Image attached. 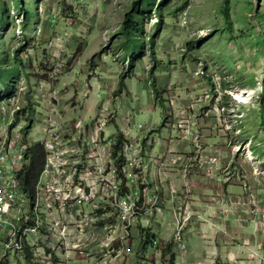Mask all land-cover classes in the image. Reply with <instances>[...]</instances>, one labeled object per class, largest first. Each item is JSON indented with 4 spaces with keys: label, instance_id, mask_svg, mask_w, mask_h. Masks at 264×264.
I'll list each match as a JSON object with an SVG mask.
<instances>
[{
    "label": "rangeland",
    "instance_id": "obj_1",
    "mask_svg": "<svg viewBox=\"0 0 264 264\" xmlns=\"http://www.w3.org/2000/svg\"><path fill=\"white\" fill-rule=\"evenodd\" d=\"M133 1L22 0L29 17L26 15L21 24L22 33L18 35L16 19L12 13L18 9L17 0H0V5H6L10 14L9 24L3 25L0 22V80L4 90H8L12 83L10 81L19 75L25 76L31 91L37 92L35 85L40 80L36 75H44V72L49 73L64 64L65 67L57 72L56 80L49 77L45 84L47 92L59 91L61 95L55 104L57 112L65 113L61 106L66 93L69 95L66 99H71L63 105L66 109L72 108L67 114L70 119L62 117V124L72 123L79 118L87 121L95 117L101 102L107 99L110 101L109 110L105 111L108 114L105 127L110 130L108 134L115 129L116 133L122 130L132 137L137 135L134 140L140 144V156L144 158L145 149L156 144L148 135L161 132V125L167 126L168 135L163 138L164 148L172 141L178 144L176 150L179 153L190 154L195 159L196 170L202 168V163L205 164L206 174L213 181L228 179L227 176H233L235 180L239 178L248 202L256 200V206L250 203L251 217L252 221L259 223L255 216L262 213V203L257 201L256 190L244 179H253L254 183V177L257 182L264 180V0H169L166 3L156 0L158 9L163 7L162 16L157 7L150 9L149 0H144V49L132 57L130 54L134 52V38L132 34L128 37L122 33V24ZM226 10H229V18L226 17ZM92 29L99 34L101 31L107 33L101 37V46L96 36H92L93 31L84 35ZM65 33L69 37L65 36L64 41L62 38V42L56 44L55 38ZM72 43L75 45L71 46ZM19 48L22 49L20 60L15 61L14 54ZM96 49L100 51L93 56ZM91 56L92 59L88 60ZM104 67L103 73L100 69ZM167 74L168 81L164 78ZM158 77H162L163 82L159 83ZM131 78L134 86L143 91L145 99L152 96L151 82L157 80L160 94L152 93L158 107L153 110L126 108L124 104L129 95L126 85ZM121 79L124 83L122 86L119 85ZM140 79L150 92L139 85ZM104 80L115 81L112 93L104 92ZM52 82L54 85L60 83L53 88ZM245 90H252V93L243 95L241 100L236 99L241 103L230 96ZM94 91L100 100L95 106L93 104L92 117L85 118L81 115L84 109H80L81 104L78 102L80 97H89ZM74 92H78L77 96H74ZM135 96H138V91H135ZM25 98L28 107L31 104L28 98L35 99L30 93H26ZM36 105L44 111L45 107L40 102ZM51 105L47 100V107ZM85 106H88L87 103ZM178 113L180 116L175 118ZM174 119L177 121L176 127L182 120V129L193 131L192 134L198 137L197 146L189 140L180 139L176 132L169 130ZM153 122L157 125H153ZM137 125H140L139 129ZM214 137L217 139L208 141ZM38 139L39 135L31 130L28 140ZM220 142L231 150L229 157L234 160L232 166L230 161L227 165L223 163L218 148ZM238 146L240 148L236 153L234 149ZM246 149H250L252 155L246 157ZM212 161L217 162L213 164ZM140 184L145 183H139L143 187ZM227 203L223 195L213 196L211 200V204L217 206L221 214H227L228 211L223 208ZM171 205V202L168 203L169 210ZM173 206L177 207L176 200ZM92 207L94 211L101 209L109 212L112 204L111 201L101 200L98 208ZM188 228L183 231L185 244ZM156 229L160 233L161 227ZM156 240L161 249L150 246L144 252L139 249L137 242H133L132 264H170V255L162 256V249L168 245L163 246L161 241ZM171 247L175 254L173 264H185L188 246L185 255H182L178 247ZM97 251L95 248H85L83 253L74 252L71 254L74 255L73 259L68 261L70 263L59 262L58 256L63 257L64 254L62 249L52 255L46 252L43 264H94L99 254ZM252 254L264 260V254L257 251ZM9 263L16 264V258H11ZM225 263L241 264L237 259L205 264ZM115 264L126 263L119 260Z\"/></svg>",
    "mask_w": 264,
    "mask_h": 264
},
{
    "label": "built area",
    "instance_id": "obj_2",
    "mask_svg": "<svg viewBox=\"0 0 264 264\" xmlns=\"http://www.w3.org/2000/svg\"><path fill=\"white\" fill-rule=\"evenodd\" d=\"M16 7L18 9L12 13L16 19V32L21 35L26 14L17 4ZM65 36L69 37V34L57 36L56 44L62 42V38L64 41ZM64 67L61 64L54 69L56 71L44 72L46 77L35 85L39 94L35 102H40L44 111L29 98L32 105L28 107L25 96L31 89L25 76L11 80L8 90H4L0 80V264H10L13 257L16 264H30L28 256L31 262L43 264L46 252L52 255L60 249L64 254L58 256L59 262L70 263L68 261L74 256L71 254L83 253L85 248L98 250L94 264H115L119 260L132 264L133 242L138 246L142 230H156L153 225L158 217L164 216L170 202L172 239L185 255L187 246L183 242V231L195 216L190 205L192 176L197 166L195 159L190 154L179 153L175 148L178 144L172 141L160 154H150L144 163V157L140 156L141 146L134 140L137 135L132 137L122 130L116 133L115 129L108 134L105 111L109 110L110 101L107 99L101 102L95 117L62 124L60 121L65 116L56 111L55 105L61 95L59 91L47 92L45 84L49 77L55 81L57 72ZM47 100L52 104L49 107ZM179 116V113L175 114V118ZM181 122L176 127L174 119L169 130L197 146L198 137L192 130L182 129ZM139 127L137 125V129ZM31 130L39 135L37 141L28 140ZM119 133L123 143L120 152L115 154L114 145ZM33 143L43 148L45 159L34 196L30 198L23 190L18 174L27 162V150ZM239 148L234 151L237 153ZM249 154L252 155L250 149H246V157ZM120 156L123 161L119 167L116 158ZM216 162L212 161L213 164ZM146 164L155 171L152 181L145 179ZM172 170L178 171L182 191L171 183L167 186ZM207 176L211 177L208 173ZM139 183L145 184H140L141 187ZM163 188L168 190V197ZM101 200L111 201L109 212L94 211L92 205L98 208ZM174 200L177 207L173 206ZM250 203L256 206V200L252 199ZM255 220L264 229V204L262 213L256 215ZM157 244L154 240L151 246Z\"/></svg>",
    "mask_w": 264,
    "mask_h": 264
},
{
    "label": "crops",
    "instance_id": "obj_3",
    "mask_svg": "<svg viewBox=\"0 0 264 264\" xmlns=\"http://www.w3.org/2000/svg\"><path fill=\"white\" fill-rule=\"evenodd\" d=\"M92 29L91 31L85 32V34L92 32V36H96L95 39L97 43L101 46L102 45V35L107 33L100 32L96 33ZM86 38V37H84ZM78 40L75 41L77 43ZM86 42V41H85ZM75 43H72L71 46H74ZM88 43V42H86ZM74 44V45H73ZM99 46V47H100ZM100 49L95 50V56ZM89 57L88 60H91L92 57ZM74 65V64H73ZM106 67V66H105ZM104 68H101L102 72L104 73ZM99 70V68H98ZM101 72V71H100ZM166 80L168 81V74L165 75ZM140 78V77H139ZM158 82H163L162 77H158ZM102 79V78H101ZM185 82H187V79ZM64 80H62L63 82ZM105 86L104 92L112 93L114 89L115 81L110 80L102 81ZM126 86L129 89V95H127L128 99L125 101L126 108H130L131 110H136L137 108H141L144 110L148 108L153 110L154 107H158L159 105L153 101V93L154 88L157 90L159 89L157 86V80H154V83L151 82V97L145 99L143 96V91L139 90L136 86H134L132 78L127 80ZM197 82V80L195 81ZM60 82L55 83V87L58 86ZM142 85L144 90L150 92L142 83L141 79L139 80V85ZM79 87V86H78ZM133 87H135L133 89ZM135 91H138V96H135ZM30 96L32 95L33 98H36V95H39L35 90L29 91ZM78 92H74V96ZM65 98L63 99L61 109L65 112V118H69L67 114H69L70 110L63 106L64 103L69 102L71 99H66L69 95L66 93ZM72 98V97H71ZM87 99V100H86ZM100 98H98L97 93L94 91L89 97L82 98L80 97L78 104H81L80 109H84V112L81 114L85 118H90L94 114V106L96 105L97 101L99 102ZM77 101V99H75ZM31 102H35V99ZM87 103L88 106H85ZM156 103V104H155ZM94 104V106H93ZM85 106V107H84ZM80 112V111H79ZM77 112V114L79 113ZM163 112V111H162ZM67 116V117H66ZM140 116V115H139ZM162 115V119H163ZM153 125H157V123L153 122ZM161 132H157L155 134H149L148 138L150 140L154 139L156 144L152 145L145 149V158L144 163L152 155H158L164 149V137L168 135L167 126H162ZM156 130V129H155ZM217 138H209L208 141L213 142ZM150 141L147 143L149 144ZM177 146H175L176 148ZM218 148L221 151V156L224 164H228L230 161L231 166L234 164V160L230 159V151L223 143H219ZM145 172V179L147 181H152L153 173H155L154 169L152 170L150 166H147ZM171 177L167 179V186L168 184H173L178 188L179 191H182V181L178 174V171L172 170ZM178 176V177H177ZM193 178V189H192V201H190V205L192 210L195 212V217L192 220L189 228L185 232L186 237V245L188 246V254L186 257L185 264H202V263H212L216 260L220 262V260L226 261L231 259L239 260L241 264H264V260L257 259V256H254L252 252H259L260 254H264V229L262 224L252 221L251 217V209L252 206L248 202V198L244 195V190L242 186V181L234 179L233 176H227L228 179H220L213 181L209 178L206 174V166L203 165L202 168H198L194 171L192 176ZM252 178V176H250ZM252 188H254L257 192V201L262 205L264 204V180L261 181L253 179L249 181L248 179H244ZM163 193L168 197V190L163 188ZM224 196L227 200V204L223 205V208L226 209L227 214H221V212L217 209V206H213L211 204V200L213 196ZM261 205V206H262ZM229 208V210H228ZM171 212L168 206L165 209L164 216L158 217L157 222L154 224L155 227H161L160 233L159 230L151 229L155 233V239L161 241L162 245H172L173 249L175 245L172 241V219H171ZM198 217V218H196ZM203 222V223H202ZM141 244V241H138V246ZM264 258V257H262ZM228 262V261H227Z\"/></svg>",
    "mask_w": 264,
    "mask_h": 264
},
{
    "label": "trees",
    "instance_id": "obj_4",
    "mask_svg": "<svg viewBox=\"0 0 264 264\" xmlns=\"http://www.w3.org/2000/svg\"><path fill=\"white\" fill-rule=\"evenodd\" d=\"M166 1L169 2V0H163L164 3H166ZM149 2L151 5L150 9L156 8L158 6V3H156V0H149ZM16 4L19 8H22V10H24L25 14L28 16L27 10L23 6L22 0H19L18 2H16ZM143 5H144V0H134L132 2L131 9L126 12L124 20H123V24H122V33L127 35L128 37H131V34H132L134 38V48H133L134 52L133 54L132 53L130 54L132 57H134L135 55H137L140 51L144 49L145 41H144V37L142 36V32H144L143 20L145 18V15L143 12L146 9H144ZM162 8H163L162 6L159 7V9L157 7L160 16H162L163 14ZM225 12H226V17L229 18V10H226ZM9 21H10V14H8L7 12L6 5H0V22L3 23L4 25L5 23L9 24ZM21 50L22 49L19 48L15 51V54H14L15 61L20 60L19 53L21 52ZM0 68H2V65H0ZM45 68L47 67L45 66ZM18 73H20V69H18ZM36 77L37 79L41 80L45 78L46 75L40 74V75H36ZM123 84L124 83L121 79L119 85L122 86ZM154 92L157 95L160 94L156 88H154ZM122 143H123L122 135L119 133L118 140L116 144L114 145L115 154L120 152V147ZM44 159H45V154H44L43 148L38 144H35V143L31 144L29 149L27 150V162L25 163L23 169L18 174L19 179L21 181V186L30 198L34 196L35 187H36L39 175L43 169ZM122 161H123L122 156L116 158V162L119 167L122 165ZM155 236H156L155 233L151 229L142 230L141 235H140L141 244L139 246V249L144 252L148 247L151 246L152 242L156 240ZM157 248L161 249V247L159 246H157ZM168 254L170 255V264H173L175 254L172 251L171 245H168L166 248L162 249V256L164 255L167 256ZM27 258H28V262H30L31 264L32 262L30 260V257L28 256Z\"/></svg>",
    "mask_w": 264,
    "mask_h": 264
},
{
    "label": "bare ground",
    "instance_id": "obj_5",
    "mask_svg": "<svg viewBox=\"0 0 264 264\" xmlns=\"http://www.w3.org/2000/svg\"><path fill=\"white\" fill-rule=\"evenodd\" d=\"M251 93H252V90L239 91L236 94L234 93V96L236 97L235 99L241 100L243 99V95L251 94Z\"/></svg>",
    "mask_w": 264,
    "mask_h": 264
}]
</instances>
